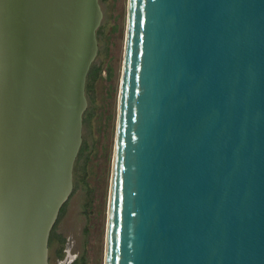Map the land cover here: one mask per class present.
I'll list each match as a JSON object with an SVG mask.
<instances>
[{"label":"water","instance_id":"1","mask_svg":"<svg viewBox=\"0 0 264 264\" xmlns=\"http://www.w3.org/2000/svg\"><path fill=\"white\" fill-rule=\"evenodd\" d=\"M101 19L97 0H0V264H49ZM46 59L60 108L29 189L11 135ZM105 264H264V0H129Z\"/></svg>","mask_w":264,"mask_h":264},{"label":"rangeland","instance_id":"2","mask_svg":"<svg viewBox=\"0 0 264 264\" xmlns=\"http://www.w3.org/2000/svg\"><path fill=\"white\" fill-rule=\"evenodd\" d=\"M97 1L102 19L93 65L100 70L95 81L87 78L85 113L89 114L81 130V147L88 149L75 163L73 193L57 227L66 240L64 258L59 259L56 242L49 249V264H73L80 259L82 264H105L129 0Z\"/></svg>","mask_w":264,"mask_h":264},{"label":"bare ground","instance_id":"3","mask_svg":"<svg viewBox=\"0 0 264 264\" xmlns=\"http://www.w3.org/2000/svg\"><path fill=\"white\" fill-rule=\"evenodd\" d=\"M63 0H54L55 8L57 3H61ZM61 6V15L64 17L65 11L68 10L66 4ZM48 17V16H47ZM49 18V17H48ZM54 27H57V22H54ZM67 25V24H66ZM62 33V32H61ZM61 37V35H59ZM44 39H51L57 44V37L49 36L48 30L43 35ZM57 45L51 51H56ZM90 57V55H89ZM46 65H44V76L45 81L43 86L39 84L35 87H26L24 91L29 90L30 93H26L27 100L32 103L31 108L28 106L26 102V96H24L22 107L20 109V127L14 128L11 138L16 144L14 154L12 159L17 162V158L20 162H22L21 172L23 173L24 179L28 182L26 185L29 189L30 180L33 177L41 176L42 173L45 177L48 173L50 158L46 152L45 147L51 146V137L45 138L44 132H48L49 134L53 133L54 139L56 137L54 129L55 121V113L53 112L54 108H60L56 102L55 91L57 89L58 83V63L53 59H46ZM54 69V71H53ZM58 92V91H57ZM59 93V92H58ZM15 110V106H11L10 102L7 104V115H13ZM39 112L43 114V122L39 121L34 113ZM41 162V164H40ZM41 167V171H40ZM25 181V182H26Z\"/></svg>","mask_w":264,"mask_h":264},{"label":"trees","instance_id":"4","mask_svg":"<svg viewBox=\"0 0 264 264\" xmlns=\"http://www.w3.org/2000/svg\"><path fill=\"white\" fill-rule=\"evenodd\" d=\"M99 70L100 69L97 68L95 65H92V67L90 69V72H89V75H88L89 80L91 79L92 81H95V79L99 75ZM88 114H89L88 112L84 114L83 121L88 118ZM87 149H88V147L86 145L81 147V150H80V153H79V156H78V161L83 157L84 152ZM87 158H88V156H87ZM66 204L62 207V209H61V211L59 213L58 220H57L56 224L54 225V227H53V229L51 231V234H50V238H49V249H52L54 243H56V242H58L59 245H60V247H59V249L57 251V255H58L59 259L64 258L63 252H64V249H65L64 247H65L66 240L61 235L58 234L57 227H58V224H59L60 220L62 219V217L64 215ZM73 264H82V259L77 260Z\"/></svg>","mask_w":264,"mask_h":264}]
</instances>
